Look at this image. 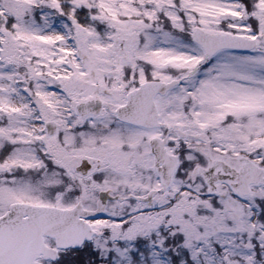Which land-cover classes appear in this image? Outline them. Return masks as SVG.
<instances>
[{"label": "snow or ice", "instance_id": "obj_1", "mask_svg": "<svg viewBox=\"0 0 264 264\" xmlns=\"http://www.w3.org/2000/svg\"><path fill=\"white\" fill-rule=\"evenodd\" d=\"M0 264H264V0H0Z\"/></svg>", "mask_w": 264, "mask_h": 264}]
</instances>
